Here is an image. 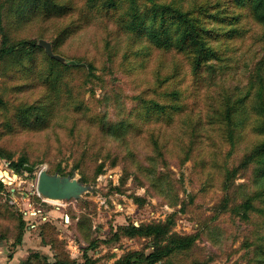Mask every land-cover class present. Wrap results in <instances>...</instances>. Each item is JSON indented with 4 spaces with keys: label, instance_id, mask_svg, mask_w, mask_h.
Wrapping results in <instances>:
<instances>
[{
    "label": "rangeland",
    "instance_id": "obj_1",
    "mask_svg": "<svg viewBox=\"0 0 264 264\" xmlns=\"http://www.w3.org/2000/svg\"><path fill=\"white\" fill-rule=\"evenodd\" d=\"M118 1L121 16L131 0ZM137 1L141 11L154 2L183 10L210 5L220 17H240L235 25L212 24L218 34L211 43L220 58L195 76L184 54L148 49L146 39L121 30L115 18L89 14L87 0H76L80 27L55 43L57 52L76 64L51 91L58 104L44 129H23L13 119L14 107L39 99L41 87L19 92L13 88L17 81L0 72V151L5 154L0 170L13 182L0 188L1 264H24L28 258L27 264L82 263L86 256L92 264H114L131 251L152 250L149 238H131L124 227L170 218L174 232L198 235L194 247L173 264H264V193L257 194L264 190V174L258 178L257 166L246 162L264 139L256 128L264 103V25L247 7L236 10L231 0ZM72 20L41 16L18 23L4 10L0 41L5 32L13 40L55 41ZM175 91L184 108L171 122L151 117L139 122L140 129L130 126L142 107L137 97L167 104ZM226 101H238L243 110L233 114L231 124L217 112ZM8 155L12 161L27 157L34 172L17 174ZM42 169L75 175L93 189L81 200L43 204L51 222L28 228L21 218L28 201L42 204L37 200ZM250 197L254 208L243 219L237 207Z\"/></svg>",
    "mask_w": 264,
    "mask_h": 264
},
{
    "label": "trees",
    "instance_id": "obj_2",
    "mask_svg": "<svg viewBox=\"0 0 264 264\" xmlns=\"http://www.w3.org/2000/svg\"><path fill=\"white\" fill-rule=\"evenodd\" d=\"M118 2V0H87L88 12L89 14L115 18L120 23L121 30L131 33V36L134 35L138 40L146 39L149 42L148 49L175 50L184 54L195 76H199L205 67H209L211 61L220 58L219 50L211 43V40L215 37L213 34H218L216 33L218 29L212 24L218 22V20H226L229 23L233 21L230 24L235 25L240 17V15L229 16L228 19L224 16L220 17L218 14L212 13L211 10L214 7L210 5L183 10L180 7L154 2L149 8L141 11L137 0H131L129 11L118 16ZM231 2L237 8H235L236 10L247 7L252 17L258 23L264 25V0H231ZM76 8V0H0V15L5 10L9 15H15L18 23H24L41 16L50 18L70 15L73 20L65 26L55 41H51L55 53H58L55 43L58 40L66 39L80 27L82 17H74ZM125 15L127 19H125ZM236 31V29H233L232 33H237ZM38 41L26 38L13 40L7 32L4 33L3 39L0 41V72L4 73L8 81H17L13 88L23 92L31 87H41L39 99L33 102H21L19 106L14 107L13 119L15 126H21L23 129L26 127L33 130L44 129L51 124L55 116L56 103L58 104V101L53 97L54 93L51 91H55L62 84L65 78L63 72L76 64L75 61L71 64H63L50 58L45 50L39 46ZM142 54L146 55L145 52ZM87 66L90 72L93 73L94 66L90 63ZM43 85L51 87L50 91ZM180 95V92L175 91L173 101L167 104L137 97L141 100L142 107L136 111L137 120L133 121L130 126L140 129L142 125L140 127L139 122L145 124L151 117L164 118L171 122L172 117L184 108L182 103L177 102ZM2 101L3 99L0 98V103ZM224 107L222 111L225 113L220 110L217 112L222 115L223 120L230 124L233 121L234 113H243V110L239 111L241 107L238 105V101H226ZM260 118V124L256 128L264 136V103L260 110ZM119 126L124 128L123 124ZM155 144L157 150L161 153L162 147L157 141H155ZM0 158H5L2 151H0ZM6 159L11 161L10 169L12 168L17 174L24 170V166L29 162V159L25 156L18 161H12L11 155H8ZM246 162L254 163L257 166L255 172L258 178L262 177L264 174V139L251 150ZM102 171L103 165L98 168L97 175ZM59 174L65 175L62 172H59ZM3 187L4 183L0 181V188ZM263 193L264 190L262 193L257 194L261 196ZM38 199L40 200L39 197ZM252 200L253 198L250 197L243 205L237 207L238 214L243 219H248V212L254 208ZM24 220L28 228H31V224L37 226L41 224L44 227L51 222L50 220L39 221L38 217H25V219L21 218L22 225H25ZM174 224L173 219L170 218L165 222L141 223L139 226L134 223L127 225L123 228L125 234L131 238H149L152 242V250L149 253L131 251L119 258L114 264H173L175 257L180 253L191 250L198 238V235H181L174 232ZM78 227L83 234L81 223ZM83 235L87 238L85 234ZM21 242L22 239H19L18 244ZM261 250L264 252V247ZM36 257H39V255H36ZM28 262L29 258L24 264ZM92 263L94 262L89 256H86L85 261L82 263L70 262V264ZM194 264L201 263L195 262Z\"/></svg>",
    "mask_w": 264,
    "mask_h": 264
},
{
    "label": "water",
    "instance_id": "obj_3",
    "mask_svg": "<svg viewBox=\"0 0 264 264\" xmlns=\"http://www.w3.org/2000/svg\"><path fill=\"white\" fill-rule=\"evenodd\" d=\"M38 44L45 50L50 58L63 64H71L74 62L63 55L55 53L51 41L42 38L39 39ZM24 169L30 172H34L35 170L28 164L24 166ZM92 189V186L83 183L76 178L75 175L50 173L46 169L40 170L38 174L37 191L40 196L49 201L81 200L83 196Z\"/></svg>",
    "mask_w": 264,
    "mask_h": 264
},
{
    "label": "built area",
    "instance_id": "obj_4",
    "mask_svg": "<svg viewBox=\"0 0 264 264\" xmlns=\"http://www.w3.org/2000/svg\"><path fill=\"white\" fill-rule=\"evenodd\" d=\"M0 180L6 184H10V185L13 184L11 177L5 176L2 172V170H0ZM37 197H39L41 199L42 204H36V203H32V202L28 201V203H29L28 207L25 211H23V213L26 215V217H31V218L32 217H38V218L40 217V219H42L43 221H46V220H48V216L46 214L44 215L45 212L43 210V203H53V202L43 198L42 196L39 195V193H37ZM28 200H29V198H28ZM36 226H37L36 224H31V228H35Z\"/></svg>",
    "mask_w": 264,
    "mask_h": 264
},
{
    "label": "bare ground",
    "instance_id": "obj_5",
    "mask_svg": "<svg viewBox=\"0 0 264 264\" xmlns=\"http://www.w3.org/2000/svg\"><path fill=\"white\" fill-rule=\"evenodd\" d=\"M2 172H3V174H4L5 176L9 177L8 172H5V173H4V171H2ZM52 202H54V201H52ZM56 202L58 203L59 201H56Z\"/></svg>",
    "mask_w": 264,
    "mask_h": 264
},
{
    "label": "crops",
    "instance_id": "obj_6",
    "mask_svg": "<svg viewBox=\"0 0 264 264\" xmlns=\"http://www.w3.org/2000/svg\"><path fill=\"white\" fill-rule=\"evenodd\" d=\"M1 264V263H0ZM11 264V263H10Z\"/></svg>",
    "mask_w": 264,
    "mask_h": 264
}]
</instances>
